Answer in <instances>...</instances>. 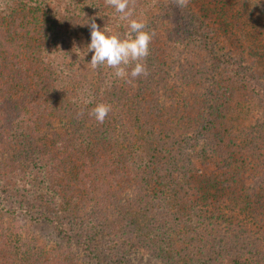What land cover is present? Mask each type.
I'll return each mask as SVG.
<instances>
[{"label":"trees","instance_id":"16d2710c","mask_svg":"<svg viewBox=\"0 0 264 264\" xmlns=\"http://www.w3.org/2000/svg\"><path fill=\"white\" fill-rule=\"evenodd\" d=\"M151 2L135 0L130 19ZM11 5L0 2V214L50 226L57 241L35 248L3 229L0 264H264V118L234 122L264 106V86L217 49L216 28L169 0L207 71L191 56L154 70L150 44L147 81L102 66L106 85L91 89V21L111 34L128 21L105 0ZM100 103L111 105L103 123L90 115Z\"/></svg>","mask_w":264,"mask_h":264},{"label":"rangeland","instance_id":"374dc122","mask_svg":"<svg viewBox=\"0 0 264 264\" xmlns=\"http://www.w3.org/2000/svg\"><path fill=\"white\" fill-rule=\"evenodd\" d=\"M14 1L0 0L4 6H8L11 2L13 5ZM151 3L148 13L144 15L146 17L141 18V20L146 22V30L155 32L151 45L155 48L156 59L163 60V62L155 63L154 67L152 65L154 62H152L150 68L155 70L158 65L164 64L163 67H160V65L158 69L172 73L171 70H175L178 63L185 64V58L191 56L196 58L198 67L202 66L200 70L204 69L201 71L204 74L207 71V61L204 60L201 47L188 36L190 30L186 22L182 20L185 13L175 9L172 10L169 6V0H152ZM184 9L193 11L197 16H202L204 21H208L210 25L216 28L217 49L239 59L243 65L260 77V81L264 86V0H190L189 5ZM105 24L107 25V23ZM111 30L113 34H119L123 37L129 29L127 25L122 26L116 23L111 27ZM98 69L100 67L93 69L90 62L82 67L81 77L86 82H90L91 89L97 88L99 84L106 85L102 79L100 80L99 75H95ZM108 69L114 74L113 69ZM169 69H171V72H169ZM148 73L150 75V71ZM101 77L103 78L102 75ZM159 78L162 79L161 76ZM117 80L121 81L122 79L117 78ZM147 80L148 78L145 77V81ZM164 80L166 78L162 79V81ZM166 82L169 83V81ZM136 86L134 84L133 87ZM138 98L133 99L137 101ZM151 108L152 101L146 103V105L143 104V107L141 105L140 111L149 115ZM195 112L198 114L199 124L204 123L206 114L202 112L199 115L197 111ZM255 117L263 122L264 106L258 103L253 106L238 108L234 115V122L236 127H241L242 122L248 124ZM72 124L60 122L56 128L63 131L71 130L69 125ZM192 133L199 138L200 135L196 134V129L188 134V138L191 137ZM198 140L201 142L204 139ZM155 216L161 218L159 214ZM156 222H159V220ZM3 229L16 234L30 244H34L35 248L42 247L49 250L50 246H53L57 241L54 230L50 226L33 223L25 216L14 218L0 214V231ZM144 254L150 255L148 251ZM109 259L104 263L114 264V261Z\"/></svg>","mask_w":264,"mask_h":264},{"label":"clouds","instance_id":"9594fccd","mask_svg":"<svg viewBox=\"0 0 264 264\" xmlns=\"http://www.w3.org/2000/svg\"><path fill=\"white\" fill-rule=\"evenodd\" d=\"M174 3L178 8H186L190 0H174ZM105 4L119 14L121 21H128L129 30L123 37L111 34L106 28L101 30L93 19L90 23L91 43L87 46V52L94 53L90 61L91 67L113 69L114 76L127 83H132L138 77H147L149 73L145 61L150 55V44L155 32L146 30L145 21L130 19L135 0H105ZM110 111L111 105L100 103L92 109L90 115L98 123H103Z\"/></svg>","mask_w":264,"mask_h":264}]
</instances>
